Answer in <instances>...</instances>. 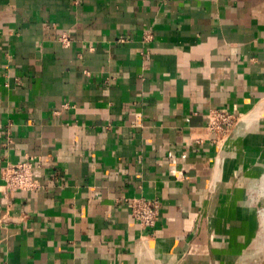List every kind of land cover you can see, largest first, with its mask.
Listing matches in <instances>:
<instances>
[{
	"label": "crops",
	"instance_id": "crops-1",
	"mask_svg": "<svg viewBox=\"0 0 264 264\" xmlns=\"http://www.w3.org/2000/svg\"><path fill=\"white\" fill-rule=\"evenodd\" d=\"M27 158L0 264H264V0H0V184Z\"/></svg>",
	"mask_w": 264,
	"mask_h": 264
},
{
	"label": "built area",
	"instance_id": "built-area-1",
	"mask_svg": "<svg viewBox=\"0 0 264 264\" xmlns=\"http://www.w3.org/2000/svg\"><path fill=\"white\" fill-rule=\"evenodd\" d=\"M60 40L64 44L70 42V37L63 33ZM207 128L213 133V141L218 143L228 135L242 120L240 113L229 111L225 108L212 109L207 115ZM34 163L27 158L21 162L8 164L2 171V183L0 189L9 190H33L38 187L37 179L33 175ZM131 208L134 219L142 226L150 227L157 218V201L145 197L125 199Z\"/></svg>",
	"mask_w": 264,
	"mask_h": 264
}]
</instances>
